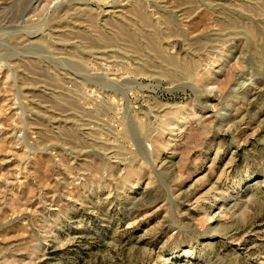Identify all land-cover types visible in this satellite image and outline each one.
Instances as JSON below:
<instances>
[{
    "label": "rangeland",
    "instance_id": "374dc122",
    "mask_svg": "<svg viewBox=\"0 0 264 264\" xmlns=\"http://www.w3.org/2000/svg\"><path fill=\"white\" fill-rule=\"evenodd\" d=\"M0 264H264V0H0Z\"/></svg>",
    "mask_w": 264,
    "mask_h": 264
},
{
    "label": "bare ground",
    "instance_id": "6f19581e",
    "mask_svg": "<svg viewBox=\"0 0 264 264\" xmlns=\"http://www.w3.org/2000/svg\"><path fill=\"white\" fill-rule=\"evenodd\" d=\"M111 87V86H110ZM229 229V228H228ZM231 229V228H230ZM235 231V230H234Z\"/></svg>",
    "mask_w": 264,
    "mask_h": 264
}]
</instances>
